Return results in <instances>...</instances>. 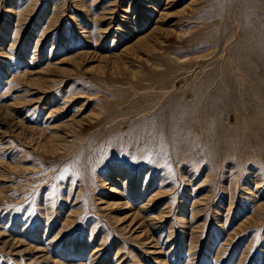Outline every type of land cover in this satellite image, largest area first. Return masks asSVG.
Returning <instances> with one entry per match:
<instances>
[{
    "label": "rangeland",
    "instance_id": "374dc122",
    "mask_svg": "<svg viewBox=\"0 0 264 264\" xmlns=\"http://www.w3.org/2000/svg\"><path fill=\"white\" fill-rule=\"evenodd\" d=\"M0 264H264V0H0Z\"/></svg>",
    "mask_w": 264,
    "mask_h": 264
},
{
    "label": "bare ground",
    "instance_id": "6f19581e",
    "mask_svg": "<svg viewBox=\"0 0 264 264\" xmlns=\"http://www.w3.org/2000/svg\"><path fill=\"white\" fill-rule=\"evenodd\" d=\"M144 188H145V186H144Z\"/></svg>",
    "mask_w": 264,
    "mask_h": 264
}]
</instances>
